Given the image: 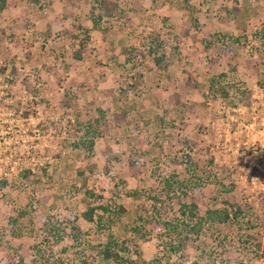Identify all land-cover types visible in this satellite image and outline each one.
<instances>
[{
  "label": "rangeland",
  "instance_id": "obj_1",
  "mask_svg": "<svg viewBox=\"0 0 264 264\" xmlns=\"http://www.w3.org/2000/svg\"><path fill=\"white\" fill-rule=\"evenodd\" d=\"M100 1L0 0V264H105L86 201L146 210L154 264H264V0Z\"/></svg>",
  "mask_w": 264,
  "mask_h": 264
},
{
  "label": "trees",
  "instance_id": "obj_2",
  "mask_svg": "<svg viewBox=\"0 0 264 264\" xmlns=\"http://www.w3.org/2000/svg\"><path fill=\"white\" fill-rule=\"evenodd\" d=\"M106 3H103L102 0L97 4L98 10L95 13L96 19H93V25H96L95 20H99L103 14L109 15L115 8V2L113 0H105ZM236 14H240L241 12L239 9H234ZM158 57H153L154 64L157 62ZM213 79H211V83ZM212 85V84H211ZM210 85V86H211ZM209 86V87H210ZM242 92V91H241ZM91 128V129H90ZM83 133L90 134L91 136L96 135L94 128L89 127V129H84ZM91 142V141H89ZM16 174H18L20 179L30 180L32 177V171L30 168L20 167L16 169ZM77 173L82 175L83 171L78 170ZM5 177V176H4ZM6 178V177H5ZM5 179L1 180L2 186L6 187L7 184L5 183ZM85 182H81V186H84ZM181 185V181L177 179V176L171 175L165 178L163 182V188L166 191L168 189L174 191L175 187ZM167 186V188H166ZM226 189V188H225ZM230 191V187L226 189ZM84 196L91 197L92 190L89 188H84ZM126 196H129L134 199H139L140 193L137 191H126ZM85 210L81 214L82 218L86 222L94 223L95 227L97 228L98 232L104 233L105 236L102 237L101 244L98 246L99 249L96 251L99 259L103 260L105 264H140L141 261L143 264H154L155 260H143L139 257V250H138V239L144 240L145 235H147L148 224L150 223V219L145 214L146 210L140 209V212L136 210H131L130 206L127 204L119 203L116 206L108 207L104 203H95L94 201H86L85 203ZM180 209V214L183 217L179 221H168L165 224L168 225V230L170 233H173L179 239L183 237L188 231L194 233L195 235L199 233L198 229L200 228L199 221H194V223L188 224V222H183L182 220L189 217L195 216L196 206L195 203L190 202L188 204L180 203L178 206ZM132 211L131 215L132 219L128 221H123L122 218L129 212V209ZM97 210V211H95ZM231 210V211H230ZM229 211L226 210H212L210 213L207 214H214V221L222 222L223 220L228 219V214L231 213V218H235L238 214H242L243 211L241 207L236 205H231V209ZM24 211H19V216L23 217ZM147 213V212H146ZM15 219L12 220V223ZM111 224H116L117 232L113 233L109 231ZM185 226V231H183V227ZM77 236V235H75ZM264 250V244L262 245ZM141 258V259H140ZM157 262V261H156ZM155 264H168L166 261L161 263V261Z\"/></svg>",
  "mask_w": 264,
  "mask_h": 264
}]
</instances>
